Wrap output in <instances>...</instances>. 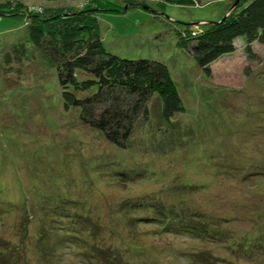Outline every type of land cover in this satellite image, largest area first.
I'll use <instances>...</instances> for the list:
<instances>
[{
	"label": "rangeland",
	"instance_id": "rangeland-1",
	"mask_svg": "<svg viewBox=\"0 0 264 264\" xmlns=\"http://www.w3.org/2000/svg\"><path fill=\"white\" fill-rule=\"evenodd\" d=\"M14 1L40 12L82 5L80 0H0V5ZM106 1L122 4L129 0ZM140 1L151 10L136 7L98 13L102 40L107 51L120 57L150 58L169 66L186 108L180 117L185 121L176 122L181 125L180 145L168 142L159 132L154 140L148 139L152 128L162 122L158 111L136 129L135 138L141 141L132 151L119 152L103 137L80 127L63 110L62 90L55 77L49 71L43 73L49 67L47 61L41 62L43 53L27 44L25 17L0 15V196H4L0 206L7 207L10 202L20 205L19 193L31 202L36 198L46 202L37 204L35 211L16 206L0 220V251L10 243L27 248L28 256L20 254L19 264H92L82 263L76 256L87 250V244L71 250L68 244L58 242L65 232L57 228L68 226V218L59 213L74 200L79 207H87L101 225L102 242L98 245L117 256L116 264H192L197 260L190 254L202 246L211 250L210 255L198 259L197 264H264L262 243L251 249L244 239L236 245L243 237L261 236L258 231L264 229V46L253 45V56L239 48L214 63L207 75L186 49L177 46L176 30L187 24L218 22L234 0H201L197 7H162L157 0H134ZM103 157L104 164L114 162L108 169H100L107 174L124 167L134 169L132 174L140 171L137 175L143 174L142 178L160 181L146 180L141 185L137 177L133 183L120 181L117 185L106 176L97 181L93 178L96 172H86V168ZM224 165L226 175V170H221ZM244 175L250 182L242 180ZM211 179L217 180L211 195L201 197L198 193L196 203L185 207L171 203L180 181L196 187L199 181ZM130 188L135 203L128 206V222L169 214L170 228L183 227L188 232L166 233V223L165 229L159 230L157 221L149 223L147 219L142 221L148 224L137 223L140 227L131 231L119 212L120 205L131 200L127 199ZM8 190L12 191L9 195ZM37 193L46 195L45 200ZM182 209L195 217L173 219ZM43 214L49 219L41 229ZM220 215L226 218L223 225L216 222ZM108 226L113 234L103 235ZM41 234L45 244L39 253L36 237ZM227 234L234 237L231 242L212 238ZM90 250L81 255L93 261L96 256Z\"/></svg>",
	"mask_w": 264,
	"mask_h": 264
},
{
	"label": "trees",
	"instance_id": "trees-1",
	"mask_svg": "<svg viewBox=\"0 0 264 264\" xmlns=\"http://www.w3.org/2000/svg\"><path fill=\"white\" fill-rule=\"evenodd\" d=\"M46 1L58 3L60 0ZM80 1H82L80 7L71 6L68 7L69 9L62 8L60 10L50 8L41 12L37 9L23 6L20 1L1 2L3 4L0 5V15L8 14L25 17L27 22V32L25 33L27 44L32 45L43 53L44 58L41 62L47 61L49 66L43 73L49 71L55 77L62 90L63 110L69 113L71 118L73 116L77 121L76 124H79L80 127L103 137L105 141L109 142L119 152L132 151L136 149L134 148L135 144L140 145L141 141H137L135 138L134 133L136 129L143 122L151 120L156 111H158L162 122L158 123L155 128H152L148 139L154 140L153 136L155 134L158 135L159 132V134L166 136L168 142L172 141L180 145L181 140L179 141L178 138L182 132L180 129L181 125L179 126L176 122L185 121V119L181 120L182 118L180 117L185 113L186 108L169 66L165 62L150 58L130 59L120 57L107 51L101 36L98 13L130 11L136 7L151 10L148 4H143L144 2L142 1L136 3L134 0H129L122 4L106 0ZM157 1H159L162 7H166L167 5L197 7L201 5V0ZM235 3L236 0H234V4L231 6L229 12L218 22L208 23L203 21L196 24H187L185 28L176 30L177 46L186 49L196 65L207 75L211 74V66L214 63L222 57L233 55L239 48L245 49L248 54L253 56L255 54L253 45L258 43L264 46V0H239L237 5ZM239 42H241V45L238 46ZM185 126L186 123H184ZM248 132H252V130ZM158 139L160 140V138ZM183 147L177 148L182 149ZM104 159L105 157L103 159L100 158L94 165L86 168V172H96L93 178L97 181L101 176H106L109 182L117 185L120 181L133 183L137 177L141 178V185L147 182L146 180H150L147 179L148 176L142 178L143 174L137 175L140 171L132 174L134 169L128 170L124 167L118 170L115 168L113 172L111 171L110 174H107L100 169H108L114 162L104 164V162H101L102 160L105 161ZM225 165L221 170H226ZM112 168L110 167V169ZM218 173L221 172L218 171ZM227 173L228 171L226 170L224 175ZM223 178L225 181L230 179L228 177ZM223 178L219 177V179ZM130 179L134 180L130 181ZM242 180L250 182V177L244 175L242 176ZM150 181L155 182L160 180L158 178L156 180L155 178H151ZM216 181L213 179L199 181L200 185L198 184V186L200 188L198 186H186L187 184L180 181L182 184L175 190L177 194L172 196L171 203L180 207L187 206V203H189L188 205L194 204L196 203L195 198L200 195L198 193H201L202 197L204 195L209 196L215 191L214 185L217 183ZM131 183H122L121 185L130 187ZM192 184L194 183L192 182ZM11 192L8 190V195ZM36 192H41V190H37ZM128 192L127 199L131 200H126L123 205H120L119 212L122 221L126 219V224L131 227V231L137 230L136 227H140L136 225L137 223L140 225L148 224L142 221L144 219H147L149 223L151 220L157 221L158 223L155 225L159 227V230H162L165 223L168 226L169 222H171V220H168L170 219L169 214H158L151 219L147 217L140 221L136 220L135 224L134 220L132 222L129 220L130 222H128V206L135 203L132 200L134 195H131V188ZM253 193L251 192L250 194ZM19 195L22 197L20 205L17 206L14 202H10V204L6 205L7 207H4L3 204L4 208L0 206V209H4L3 211L0 210V212L2 211L0 213V220L12 212L16 206L23 207V209L31 207V210L35 211L34 207L37 204L43 205L46 203L39 202V198L31 202L22 193H19ZM40 197L44 201L46 195L42 196L40 194ZM135 207H133L132 211H134ZM150 209L151 207L149 206V211ZM199 209L201 211L202 207L199 206ZM177 211L172 216L177 221L180 219L191 220L195 217L190 210L185 211L182 209ZM59 215L68 218V226H59L57 228L65 232L63 235L58 236L59 244H68L71 250L74 247L87 244V250L91 249L90 251L96 256L92 261L89 256L81 255V253L87 252V250L78 251L76 256L80 262L86 263L85 261H89L92 264L118 263L119 259L117 256H113L108 250H104V247H99L98 244L102 242V228L98 221L94 219L92 213L88 211L87 207H79L74 200L68 201V206L63 208ZM216 217V222L223 225L222 222L226 220L225 216L220 215ZM48 219L43 214L39 221L41 229L45 228L44 224ZM53 221L55 223L56 220L54 219ZM57 223L62 222L58 221ZM120 228L123 229L122 226ZM116 229L118 230V228ZM186 229L183 227L170 228L168 226V232L166 233H187ZM108 231L109 226L103 230V235L110 236L113 234V232ZM260 231L258 232L261 236L256 235L254 239H252L253 236L249 238L243 237L241 238L242 241L236 245L239 247L241 243H244V239L246 240L244 244H247L251 249L255 244L259 246L262 243L264 245V229L262 230L261 228ZM194 232L190 231L189 233ZM51 234L53 237H56L53 232ZM228 234L226 237L216 235L212 238L217 239L216 241L228 238L229 240H226L231 242V239H234V235L231 238V235ZM41 235L36 237V241H40L38 244L39 253L45 244V239H43L45 236ZM10 245L7 248H1L0 257L3 262L2 264H19L20 254L28 256L29 251L27 248L23 250L18 244L13 245L10 243ZM199 248H195V252L190 254L194 255L197 261L200 258H206L210 255L211 251L206 249L207 246ZM244 255L247 258L252 257L248 254ZM197 261L192 260V264H197Z\"/></svg>",
	"mask_w": 264,
	"mask_h": 264
},
{
	"label": "water",
	"instance_id": "water-1",
	"mask_svg": "<svg viewBox=\"0 0 264 264\" xmlns=\"http://www.w3.org/2000/svg\"><path fill=\"white\" fill-rule=\"evenodd\" d=\"M238 1H239V0H237V2L235 3V5H237V4H238Z\"/></svg>",
	"mask_w": 264,
	"mask_h": 264
},
{
	"label": "bare ground",
	"instance_id": "bare-ground-1",
	"mask_svg": "<svg viewBox=\"0 0 264 264\" xmlns=\"http://www.w3.org/2000/svg\"><path fill=\"white\" fill-rule=\"evenodd\" d=\"M153 156V155H152ZM233 242V241H232Z\"/></svg>",
	"mask_w": 264,
	"mask_h": 264
}]
</instances>
